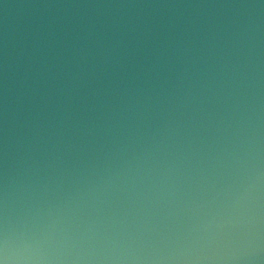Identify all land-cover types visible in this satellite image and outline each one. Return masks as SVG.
Returning <instances> with one entry per match:
<instances>
[{
  "label": "water",
  "instance_id": "obj_1",
  "mask_svg": "<svg viewBox=\"0 0 264 264\" xmlns=\"http://www.w3.org/2000/svg\"><path fill=\"white\" fill-rule=\"evenodd\" d=\"M0 264H264V0H0Z\"/></svg>",
  "mask_w": 264,
  "mask_h": 264
}]
</instances>
